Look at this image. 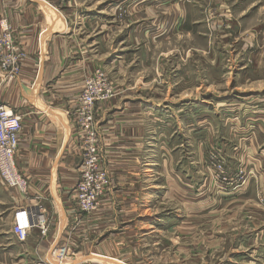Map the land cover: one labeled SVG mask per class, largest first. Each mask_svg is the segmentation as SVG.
I'll return each mask as SVG.
<instances>
[{"label":"crops","instance_id":"obj_1","mask_svg":"<svg viewBox=\"0 0 264 264\" xmlns=\"http://www.w3.org/2000/svg\"><path fill=\"white\" fill-rule=\"evenodd\" d=\"M157 2L143 4L144 7L130 2V11L157 10L156 21L167 26L170 20L165 13L168 12L166 0ZM82 5L76 0H0V31L3 26H9L14 45L24 52L17 73L0 75V99L21 117L14 159L27 181L26 194L9 190L0 182V211L7 224L5 228L0 227V264H54L49 255L58 247L71 252V262L66 264H103L90 262L88 257L91 254L114 261L105 264H130L118 259L119 254L127 249L125 245L138 251L141 245H138L137 235L142 234L144 245V240L146 242L154 228V214L150 212L153 195H148V190L153 185L150 171L155 166L159 167L157 170L176 172L171 176L173 181L165 179L171 183L165 192L174 197L175 203L167 207L168 214L171 213L175 220L169 226L180 227L191 214L217 217L225 209L224 204H227V210L228 205L235 203L226 211L229 217L227 224L237 229L234 225L240 222V230L232 237L230 229L228 234L220 235L225 240L232 238L231 244L225 243L223 250L215 251L216 254L220 252L221 258L216 261L211 258L210 262L264 264V201L260 197V194L264 196V127L257 132V136L263 139L259 147L249 146L253 136L246 139V135L241 136L244 138L241 142L248 146L225 148L228 154L226 171L232 180L230 184L236 183L233 178L239 167L247 171L250 164L253 170H257L252 179L244 178L232 187L231 193L220 194L216 199L208 197L203 202L204 195L195 194L191 203H187L184 195H180L179 171L183 163L177 164L180 159L176 164L168 161L180 152H172L166 161L155 164L153 150L145 145L143 114L136 105L147 107V99L132 101L133 107L125 103L117 105L116 97L103 102L95 111L101 135L98 148L104 150L101 152L102 166L108 171L112 185L100 198L96 211L88 214L78 212L72 190L80 175L83 138L74 122V112L85 80L101 63L105 65L99 54L91 55L90 36L85 33L86 18L82 15L86 7ZM176 7L186 12L194 5L182 2ZM146 17L147 14L137 13L133 19ZM100 47L98 42L95 49ZM234 74L236 76L232 75L231 79L240 75ZM261 102L264 99L245 97L239 104L261 108L264 105ZM261 117L264 122V116ZM263 122L257 120L256 124L260 128ZM198 151L202 154L201 149ZM184 154L181 153L182 159ZM202 189L203 183L199 178L194 191ZM251 202H256L259 208L252 206L250 209ZM191 207L193 210L188 211ZM19 208L32 210L37 215L35 225L22 242L12 232L13 215ZM250 211L254 215L257 213L256 220L252 222L247 218ZM144 219L147 224L149 221V228L140 233L137 222ZM210 236L214 241L215 234L210 231ZM215 237L219 239L217 235ZM212 245L214 242L211 243V253Z\"/></svg>","mask_w":264,"mask_h":264},{"label":"rangeland","instance_id":"obj_2","mask_svg":"<svg viewBox=\"0 0 264 264\" xmlns=\"http://www.w3.org/2000/svg\"><path fill=\"white\" fill-rule=\"evenodd\" d=\"M77 1L86 7L82 15L86 18L85 33L90 36L91 55L99 54L101 60H105V65L100 61V67L94 71H103L114 85V94L108 99L97 100L95 108L115 97L117 105L125 103L129 107L135 105L132 101L136 99H147V107L136 105L143 114L145 145L153 150L155 164L166 161L172 152H180L168 161L176 164L180 159L177 164L183 163L184 169L178 170L180 195H184L187 203L196 195H204V202L205 198L216 199L220 194L231 193L234 185L257 174L252 164L247 171L239 167L233 178L236 183L230 184L225 148L248 146L241 142L246 135V139L253 136L254 141L249 146L263 144L257 132L264 127L261 117L264 105L248 108L239 101L245 97L264 99V0H166L168 12L165 13L170 20L167 26L156 21L157 10L130 11V2L144 7L143 4L158 3L157 0ZM182 2L194 7L187 8L186 12L179 11L176 4ZM137 13L147 14L146 19L134 20ZM98 42L101 47L96 50ZM234 72L240 73L237 79H231L232 75L236 76ZM257 120L263 122L260 128ZM97 135L99 145L98 127ZM199 149L202 154L198 153ZM99 151L104 153L103 149ZM181 153H185L184 159ZM101 161L103 164L102 153ZM218 166L223 172L218 171ZM158 168L155 166L150 171L153 185L148 190V195H153L152 233L146 242L144 240V245L142 234H138L139 250L135 252L125 245L127 249L118 259L130 264H213L211 258L214 261L221 258L220 252L216 254L215 251L223 250L225 243L232 241L220 235L228 234L230 229L232 237L240 230V222L234 225L237 229L227 224L226 211L236 204L228 205L227 210L224 204L225 209L214 218L191 214L180 227L169 226L175 220L171 213L168 214L167 207L175 203L174 197L165 192L167 185H171L165 179L173 181L171 176L176 172ZM199 178L203 189L195 192ZM260 195L264 201V196ZM252 206L259 208L256 202H251L250 209ZM191 210L192 207L188 211ZM256 215L248 212L249 222L256 220ZM148 224L145 219L138 220L140 233H145ZM6 226L0 211V227ZM210 231L219 239L214 236L211 241ZM60 252L63 256H57ZM70 253L58 247L50 252L49 260L54 264H66L71 262ZM88 258L90 262H114L92 254Z\"/></svg>","mask_w":264,"mask_h":264},{"label":"built area","instance_id":"obj_3","mask_svg":"<svg viewBox=\"0 0 264 264\" xmlns=\"http://www.w3.org/2000/svg\"><path fill=\"white\" fill-rule=\"evenodd\" d=\"M24 52L18 49L12 38L9 26L0 31V75H13L19 71ZM114 94V85L108 76L100 70L94 71L84 82L77 96V109L74 122L83 138L82 158L79 165L80 175L72 190L79 213H92L97 210L99 200L112 185L109 173L102 166L98 148L97 124L95 122V104ZM21 117L13 112L0 99V182L9 190L26 194L27 181L15 164V153L19 144ZM218 171L221 166H218ZM37 215L32 210L22 208L14 212L12 232L18 241H24L29 229L35 225ZM44 233V227L41 226ZM63 256V252L57 254Z\"/></svg>","mask_w":264,"mask_h":264}]
</instances>
